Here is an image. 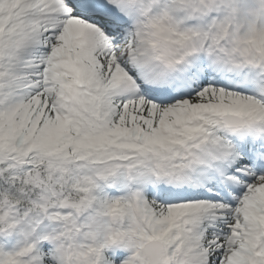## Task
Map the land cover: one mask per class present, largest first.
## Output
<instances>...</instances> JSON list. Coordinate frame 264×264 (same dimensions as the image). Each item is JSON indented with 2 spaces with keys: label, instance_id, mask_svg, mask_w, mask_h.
<instances>
[{
  "label": "snow or ice",
  "instance_id": "6c2138e0",
  "mask_svg": "<svg viewBox=\"0 0 264 264\" xmlns=\"http://www.w3.org/2000/svg\"><path fill=\"white\" fill-rule=\"evenodd\" d=\"M0 264H264V0H0Z\"/></svg>",
  "mask_w": 264,
  "mask_h": 264
}]
</instances>
